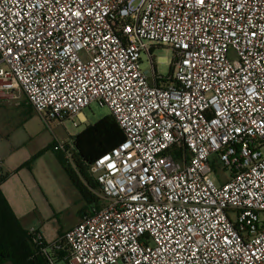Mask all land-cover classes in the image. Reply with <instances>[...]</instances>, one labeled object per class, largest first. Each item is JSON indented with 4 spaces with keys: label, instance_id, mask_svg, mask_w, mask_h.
<instances>
[{
    "label": "built area",
    "instance_id": "2783aa9c",
    "mask_svg": "<svg viewBox=\"0 0 264 264\" xmlns=\"http://www.w3.org/2000/svg\"><path fill=\"white\" fill-rule=\"evenodd\" d=\"M158 48L173 53L166 77ZM99 65L124 83L93 75ZM0 73V103L23 93L46 121L76 127L98 104L124 131L90 168L100 206L45 252L67 250L65 264H264V0H0Z\"/></svg>",
    "mask_w": 264,
    "mask_h": 264
},
{
    "label": "rangeland",
    "instance_id": "374dc122",
    "mask_svg": "<svg viewBox=\"0 0 264 264\" xmlns=\"http://www.w3.org/2000/svg\"><path fill=\"white\" fill-rule=\"evenodd\" d=\"M153 55L159 75L166 77L170 72L172 52L161 48ZM142 62L144 70L151 71L147 55L142 56ZM1 107L4 106L0 104V158L12 164L22 163L18 171L21 178L33 183L37 178L42 182L25 192V222L37 227L47 245L52 246L78 224L86 210L93 209L94 203H88L50 148L58 147L66 156L70 169L77 171L68 149L72 138L111 112L107 107L94 104L83 112L85 118L75 120L79 124L76 127L72 120L64 123L46 121L36 111L30 112L15 102L9 105L10 108ZM215 170L219 178L228 175L218 167ZM90 177L94 178L91 174ZM93 192L100 198V191ZM56 264L65 263L57 260Z\"/></svg>",
    "mask_w": 264,
    "mask_h": 264
},
{
    "label": "trees",
    "instance_id": "16d2710c",
    "mask_svg": "<svg viewBox=\"0 0 264 264\" xmlns=\"http://www.w3.org/2000/svg\"><path fill=\"white\" fill-rule=\"evenodd\" d=\"M124 139V131L109 115L72 138V146L69 148L77 171L70 169L64 154L56 147L50 150L58 154L71 180L88 203L99 207L101 199L93 191H100V185L95 178L90 177V168L98 158L111 152ZM9 177L0 171V264H52L57 263V260L63 261L67 250L45 252L44 249L48 247L45 240L42 244L36 243L35 235L14 213L1 189Z\"/></svg>",
    "mask_w": 264,
    "mask_h": 264
},
{
    "label": "crops",
    "instance_id": "0c3cea01",
    "mask_svg": "<svg viewBox=\"0 0 264 264\" xmlns=\"http://www.w3.org/2000/svg\"><path fill=\"white\" fill-rule=\"evenodd\" d=\"M160 49L161 48L155 49V51L156 50H160ZM170 52H172V51H170ZM172 57H173V53H172ZM170 61H169V63H170ZM0 99H2V98H0ZM3 101L4 102H2L0 104L3 105L4 107H1V108H6V109L10 108L9 105L15 102L17 104H20L21 108H25V109H27L30 112L31 111H35L32 107H30L27 104L26 97H25V95L23 93L19 94V98L17 100H11V99H6L5 98ZM5 105H7V106H5ZM81 118H85L84 115H81ZM50 151H52V150H50ZM54 153L57 155V158L60 161V159L58 157V154L56 152H54ZM0 160H1V170L3 171L4 174L10 175V177L7 179V181L4 182L2 184V186H1V189H2L5 197L7 198V200L10 203L14 213L16 214L18 219L22 222V224L27 229L35 228V226H33L32 224H29V223L25 222L24 210H25V207H26L25 202L27 200L26 197H25V192L27 191V189H29V187L41 185L42 182L37 181V178L35 179L34 183L30 179L21 178L19 176V174H18L19 173L18 171H20L19 169L23 166L22 163L12 164V163H8V162L4 161L1 158H0ZM60 163H61V161H60ZM61 165H62V163H61ZM17 209H19V210H17ZM18 211H20V212H18ZM87 211L88 210H86L84 212V214L81 215L82 217L80 216L79 222L81 221V219L83 218V216L86 214ZM36 229H37V227H36Z\"/></svg>",
    "mask_w": 264,
    "mask_h": 264
},
{
    "label": "snow or ice",
    "instance_id": "6c2138e0",
    "mask_svg": "<svg viewBox=\"0 0 264 264\" xmlns=\"http://www.w3.org/2000/svg\"><path fill=\"white\" fill-rule=\"evenodd\" d=\"M56 2L59 3L60 0H56ZM79 2H80L81 5H84V4L86 3V0H79ZM95 2H96V5H97V8H98V7H99V0H95ZM165 2L167 3L168 0H165ZM196 2H197L198 4H201V5H204V4H205V0H196ZM89 10L91 11V6H90V5H89ZM61 11H63V9H61ZM69 11H70V9H69ZM64 15L67 16V15H68V12H64ZM71 15H72L73 17H76V18L79 19V18L82 16V12H80V11H74V12H71ZM97 15H100V13L97 12ZM53 27L55 28L56 26L53 25ZM125 31L131 33V32H132V28L127 27V28H125ZM50 34H51V33H49V35H50ZM233 35H234V33H233ZM251 35H252L253 37H255V36H257V33H256V32H252ZM104 39L107 40V39H110V37L105 36ZM21 43H23V42H21ZM184 47L187 48L188 46H187V45H184ZM13 56L15 57V59H20V55H19L18 52H17V53H14L12 48H8V49H7V57H6V58H12ZM188 63H189V61H185V64H188ZM103 67H104L103 65H99V66L95 69V72L92 73V74L95 75L96 72H99V73H101V76H102V77H109L111 80H114V81H116L117 83H121V84L124 83L123 81H119V80H117V77H116L115 75H113L111 71L102 72L101 69H102ZM109 67H113V68H114L115 65H109ZM120 67L123 68V65H120ZM0 74H2V73H0ZM85 74H86V75L88 74L87 71L85 72ZM54 78H55V77H54ZM57 83H59V81H57ZM96 83H98V84L100 85V88H101V89L105 88V86H107V87H109V88H112V89H115V84L110 83V81H109L108 79H105V80H104V83H100L99 80H97ZM121 91H124V89L122 88ZM125 95H126V96H129V98H131V94L125 92ZM120 99H124V98H123V97H120ZM124 102H125V104H128V103H129L128 100H125ZM113 103L116 104L117 101L114 100ZM117 107H119L118 104H117ZM141 114L146 115V113H141ZM177 115H179V113H177ZM238 131H239V130H238ZM164 135L167 136L168 134L165 132ZM123 147H124V148H127L128 145L125 144V145H123ZM105 159H108V157H105ZM101 163H103V161H101ZM161 163H163V161H161ZM109 167L112 168V167H115V165H114V164H110ZM144 171H147V169H144ZM149 179H152V177H149ZM141 180H143V177H141ZM130 199H132V200H138L139 197H138V196H131ZM137 211H138V209H137ZM153 222H154V221H153ZM168 223H169V224H172V221L169 220ZM81 230H82V229H81ZM124 231L127 232L128 229L125 228ZM189 238L191 239V237H189ZM224 239H225L226 242L231 243L230 241H227V237H225ZM176 243L179 244V241H177ZM180 246L183 247V245H180ZM189 250H190V248H189ZM173 251H176V249H173ZM191 258H192V257H190V259H191ZM145 259L147 260L148 258L145 257ZM136 264H140V261H137Z\"/></svg>",
    "mask_w": 264,
    "mask_h": 264
}]
</instances>
